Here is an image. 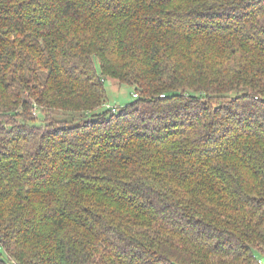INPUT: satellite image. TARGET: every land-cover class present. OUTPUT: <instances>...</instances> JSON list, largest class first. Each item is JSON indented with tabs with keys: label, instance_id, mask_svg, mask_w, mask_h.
<instances>
[{
	"label": "trees",
	"instance_id": "1",
	"mask_svg": "<svg viewBox=\"0 0 264 264\" xmlns=\"http://www.w3.org/2000/svg\"><path fill=\"white\" fill-rule=\"evenodd\" d=\"M258 254L264 0H0V264Z\"/></svg>",
	"mask_w": 264,
	"mask_h": 264
},
{
	"label": "rangeland",
	"instance_id": "2",
	"mask_svg": "<svg viewBox=\"0 0 264 264\" xmlns=\"http://www.w3.org/2000/svg\"><path fill=\"white\" fill-rule=\"evenodd\" d=\"M105 84H106L108 98L106 100L105 105L102 106L101 109L123 106L134 99L133 92L135 88L133 86L127 84H123L120 86L113 79H107ZM54 116L58 120H65L70 124H79L83 119V116L81 114H77L75 112H65L62 110L55 111ZM36 123L37 124L43 123L42 118L41 120H38ZM262 257L264 258V255H262Z\"/></svg>",
	"mask_w": 264,
	"mask_h": 264
},
{
	"label": "built area",
	"instance_id": "3",
	"mask_svg": "<svg viewBox=\"0 0 264 264\" xmlns=\"http://www.w3.org/2000/svg\"><path fill=\"white\" fill-rule=\"evenodd\" d=\"M135 96H137V94H135ZM255 264H264V260H263V258L258 257V258H257V261L255 262Z\"/></svg>",
	"mask_w": 264,
	"mask_h": 264
},
{
	"label": "crops",
	"instance_id": "4",
	"mask_svg": "<svg viewBox=\"0 0 264 264\" xmlns=\"http://www.w3.org/2000/svg\"><path fill=\"white\" fill-rule=\"evenodd\" d=\"M258 255H259L258 257H261V258H263V257H262V254H258ZM263 260H264V258H263Z\"/></svg>",
	"mask_w": 264,
	"mask_h": 264
}]
</instances>
